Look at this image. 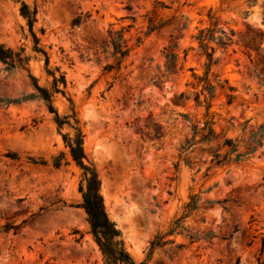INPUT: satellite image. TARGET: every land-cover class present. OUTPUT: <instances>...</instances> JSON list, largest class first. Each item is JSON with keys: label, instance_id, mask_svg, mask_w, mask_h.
Wrapping results in <instances>:
<instances>
[{"label": "rangeland", "instance_id": "1", "mask_svg": "<svg viewBox=\"0 0 264 264\" xmlns=\"http://www.w3.org/2000/svg\"><path fill=\"white\" fill-rule=\"evenodd\" d=\"M247 1L0 0V44L13 51L23 49L30 57L32 76L40 86L49 87L44 59L32 52L31 37L19 15L21 2L37 7L34 32L48 54V69H58L67 82L66 96L57 95L54 107L60 116L70 107L75 111L108 216L136 263L264 262V139L263 146L240 165L211 164L216 144L189 155L191 168L179 161V149L191 137L190 125L200 127L205 121V108H197L192 96L202 85L193 75L203 78L205 72L204 58L192 38L208 27L210 12L218 28L235 33L226 52L215 49L218 64L208 75L217 87L209 111L213 129L244 151L251 132L264 123V86L252 76L254 53L249 58L243 48L248 28L264 34V0H257L254 7ZM245 11L250 13L247 19ZM87 16L81 26H72L73 19ZM149 21L164 25L147 34ZM183 25L185 29L178 31ZM120 31L130 55L119 73H105L104 66L112 60L105 61L101 44L108 41V32ZM171 53L177 55V65L166 77L165 55ZM5 77L0 72V100L32 93L25 74ZM225 81L234 89L230 105L226 99L230 93L220 89ZM70 133L67 128L57 131L39 101L0 104V228L19 227L0 234V264H104L79 208L81 173L61 137ZM58 158L62 167L56 169L53 163ZM191 195H200V209L186 226L201 235L211 231L215 238L210 244H190L182 236L167 237L183 249L172 251L167 245L148 258L150 242L182 214ZM206 200L228 202L207 207Z\"/></svg>", "mask_w": 264, "mask_h": 264}, {"label": "trees", "instance_id": "2", "mask_svg": "<svg viewBox=\"0 0 264 264\" xmlns=\"http://www.w3.org/2000/svg\"><path fill=\"white\" fill-rule=\"evenodd\" d=\"M249 7H254L257 4V0H248ZM223 3H221L222 5ZM157 6L164 9V5L157 2ZM263 24H264V3H263ZM230 8L227 7V10ZM126 10L131 12L130 7ZM235 10V9H231ZM20 17L25 21L29 35L32 40V52L36 55L42 56L44 59V68L46 76L51 78L49 87L40 86L38 79L32 76L30 72V57L25 55L23 49L13 51L0 44V65L3 69L0 71L6 74L5 79L15 74H25L29 85L32 89V93L23 95L16 100H0V104L3 103L6 107L12 104H23L29 101H39L43 103L47 112L52 116L53 123L56 126L58 132H61L64 128H67L71 133L61 135L62 142L65 148L68 150L71 162L80 171L81 181L79 184L78 192L81 195V204L79 208L84 212L87 223L89 225L90 234L96 244L104 264H146V261L136 263L130 256L125 248L122 236L115 223L112 222L108 216L105 208V203L101 195V182L95 171L93 165L87 160L84 151V138L80 121L77 118L75 111L70 107L68 114L60 116L54 107V99L57 95L63 97L66 96L67 82L65 75L60 73L58 69L49 70V57L45 50L40 46V41L37 38L34 27L37 23V7L28 6L26 3H20L19 9ZM244 19H247L250 15L249 12H242ZM88 19L76 17L72 21V26L79 27ZM131 19L133 18H126ZM208 27L202 30H198L197 35L192 39L196 42L198 50L202 58H204V77L199 78L193 75L195 80H199L202 84L199 93H193V100L197 108H205L204 123L199 127L200 123L190 125L191 137L186 140L185 143L179 149V161L183 162L185 166L191 168L189 155L194 153L196 149L209 147L211 144H216L217 150L212 152L211 164L218 168L229 167L231 165H240L249 159L258 148L263 146L264 139V123L258 126V128L251 132L247 142L244 145V151L241 150V146L226 136L219 137L213 129V116L209 114L212 101L216 97L217 87L212 85L208 79V75L212 67L218 64V59L214 58L215 49H220L222 52H226L229 47L234 44L233 38L235 33L233 30H224L217 27V18L215 14L211 12L208 15ZM163 23L153 24L148 22L147 34L160 31L163 27ZM127 28H130L128 26ZM185 29V26H181L178 31ZM264 42V34L257 30L247 29L246 41L243 43V48L247 52L249 58L250 53H254V59L251 60L253 66L252 76L257 81L258 85L264 86V56L261 54V48ZM215 46V48L213 47ZM172 49L175 46L170 47ZM101 54L104 56L105 61L109 59L112 63H108L104 66L103 71L105 73L121 71L123 63L129 57L131 49L128 45V41L124 38L122 32H108V41H104L101 44ZM167 61L166 77L173 71L177 65V55L174 53L165 55ZM192 88L195 84H190ZM227 86L225 81L220 86L221 90H227L230 94L226 95L227 104L230 105L235 100V97L231 95L234 92L232 87ZM180 103H183L184 94H180L178 97ZM70 106L71 101L68 100ZM183 119L189 123L187 116H182ZM245 130V128L243 129ZM8 158L14 159L12 156ZM68 165V164H65ZM53 167L58 169L62 167V158H58L54 161ZM206 175L205 177H207ZM216 185L209 188L204 194L209 193ZM201 202L200 195H191L188 203L183 207L182 214L175 217L168 225L164 233L158 234L149 244L148 258L156 249H162L167 245H171L172 251H180L183 249V245L177 244L175 240L166 241L167 237L182 236L188 239L190 244L207 242L215 238L213 232H207L206 234H199L198 232L192 233L189 227L186 226V220L190 218L195 212L199 211V204ZM228 200L222 202H212L206 200L203 202L205 206L213 207L214 205L223 206ZM18 226L14 224H6L0 228V234H7L11 231L18 230ZM264 252V239L261 243V253ZM264 264V262H259Z\"/></svg>", "mask_w": 264, "mask_h": 264}, {"label": "bare ground", "instance_id": "3", "mask_svg": "<svg viewBox=\"0 0 264 264\" xmlns=\"http://www.w3.org/2000/svg\"><path fill=\"white\" fill-rule=\"evenodd\" d=\"M104 153V152H103ZM104 155V154H103Z\"/></svg>", "mask_w": 264, "mask_h": 264}]
</instances>
